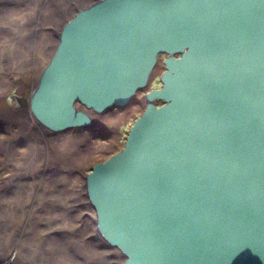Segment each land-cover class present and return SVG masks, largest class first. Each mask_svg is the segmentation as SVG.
I'll use <instances>...</instances> for the list:
<instances>
[{
    "label": "water",
    "instance_id": "water-1",
    "mask_svg": "<svg viewBox=\"0 0 264 264\" xmlns=\"http://www.w3.org/2000/svg\"><path fill=\"white\" fill-rule=\"evenodd\" d=\"M162 54L122 147L85 175L96 233L122 264H264V0H93L19 105L87 126Z\"/></svg>",
    "mask_w": 264,
    "mask_h": 264
},
{
    "label": "bare ground",
    "instance_id": "bare-ground-1",
    "mask_svg": "<svg viewBox=\"0 0 264 264\" xmlns=\"http://www.w3.org/2000/svg\"><path fill=\"white\" fill-rule=\"evenodd\" d=\"M91 1L0 0V148L14 166L0 181V217L16 215L0 226V264H122L78 195L75 171L97 142L79 127L49 131L19 105L36 88L57 31Z\"/></svg>",
    "mask_w": 264,
    "mask_h": 264
},
{
    "label": "rangeland",
    "instance_id": "rangeland-1",
    "mask_svg": "<svg viewBox=\"0 0 264 264\" xmlns=\"http://www.w3.org/2000/svg\"><path fill=\"white\" fill-rule=\"evenodd\" d=\"M163 58H164V54L158 57L157 63L150 74V78L147 83V86L137 91L135 96H133L125 106L122 107L113 106L107 108L106 110L100 113L85 108V111L88 112L90 115L91 124L79 128L88 133L89 140L92 141L95 140L97 142L96 145L99 148V150L94 152L93 155L84 157L82 159V161L78 165V168L75 171V175H76V184L79 188L82 189V192L78 190L79 191L78 195L81 198L80 203L87 205V208L89 210L86 211V213L89 217H91L90 218L91 222L93 220L92 222L94 224L93 227L95 226L94 212L92 207L88 203L87 197L85 195V189L83 190L82 188L84 187L85 175L90 170L94 162L98 160H104L110 154L114 153L115 151L119 150L122 147L128 127L131 125L132 121L139 115V113L143 109L142 96L150 88L160 87L159 76L164 69L162 63ZM24 99L26 101L28 100V93L26 92L24 94ZM155 102L159 104L161 101L155 100ZM23 107H26V109L28 110L27 105ZM0 133L2 135H7L6 132H0ZM13 168L14 166L12 164L5 163L4 157L2 155V150L0 148V181L1 182L7 180L6 178L13 170ZM11 188L8 189V191L10 190V192H12L13 189ZM15 216L16 215L15 214L12 215V213H10L9 210L3 212L0 217V226L4 227L5 223L7 221L13 220L12 217ZM111 248L114 251H118L116 248L113 247ZM118 254L121 256V261L123 262L124 257L120 252Z\"/></svg>",
    "mask_w": 264,
    "mask_h": 264
}]
</instances>
